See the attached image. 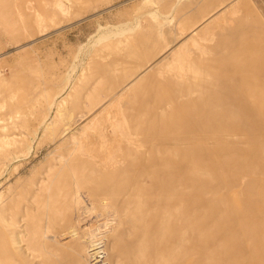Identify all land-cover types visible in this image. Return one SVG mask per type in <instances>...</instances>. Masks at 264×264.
I'll return each mask as SVG.
<instances>
[{
	"label": "rangeland",
	"instance_id": "rangeland-1",
	"mask_svg": "<svg viewBox=\"0 0 264 264\" xmlns=\"http://www.w3.org/2000/svg\"><path fill=\"white\" fill-rule=\"evenodd\" d=\"M235 1L0 0V264H132L146 226L149 244L159 191L124 188L134 149L103 116L77 137L106 109L194 170L199 264H264V111L217 99L262 60L264 0ZM215 12L201 46L184 41ZM79 141L104 163L118 144L119 157L76 171L86 200L68 204L60 158L89 157Z\"/></svg>",
	"mask_w": 264,
	"mask_h": 264
},
{
	"label": "bare ground",
	"instance_id": "bare-ground-1",
	"mask_svg": "<svg viewBox=\"0 0 264 264\" xmlns=\"http://www.w3.org/2000/svg\"><path fill=\"white\" fill-rule=\"evenodd\" d=\"M235 2H237V0ZM224 8H227V6L225 5ZM217 13L218 12H215L211 16H208L204 20V23L194 28L184 41L189 39L195 46L198 44L200 45V41L206 39L203 36L210 32V28L212 27L211 25L218 22L213 19L214 15ZM210 23L211 25L208 26ZM205 24L207 25L206 28L200 32V30L205 27ZM184 41H182L179 45H181ZM262 47H264V39ZM181 50L182 49H179L177 52L179 53ZM260 52L263 56L260 64L258 66L250 65L246 69L248 74L246 75L245 81L242 85L236 87V89L231 88L229 93L222 95L223 98L217 94V99L220 103H242L247 105L250 109L249 111L251 112L256 113V111H264V49L261 48ZM144 74H147V72ZM144 74L136 76L132 80V84L129 87H136L140 85L144 79ZM146 77L147 75L145 78ZM61 108L62 107H60L59 111ZM101 116L106 119L107 125L113 129L112 133L121 135L123 137L121 142L126 143L135 151L136 155L134 156L135 158L130 161V166L134 167L136 172L132 175L129 186L124 187L127 189V193L133 196L134 192H138L136 193L137 197H140V195H142L145 190H148L149 187L157 188L159 191L157 193V207L160 209V215L157 217L158 223L151 232L149 244H147L148 229L147 226L146 228L144 227V233L139 239L140 242L132 246L133 256L131 263L199 264L197 239L198 192L197 178L194 174V170V173L192 172L190 175L184 177L180 170L182 165L181 160L178 157L171 155L170 157H165V155L160 153L159 150L165 151L167 149L165 144L158 143L156 145L146 146V144L136 141L129 135L127 125L122 123H112V117L107 109L100 112L97 116L93 117L89 123L79 129L77 133V137H79L78 139L88 137L90 132L89 130L95 126V122ZM82 117H84V115L80 118ZM104 133V128H99L95 131V135L100 139L97 143H110L105 139ZM76 144L77 146L75 149H79L80 151L83 150L82 155L89 157L85 158L84 156L85 159L82 157H75L71 163H69L70 160L68 157L71 158L73 155L60 158L59 166L63 169L67 168V170L71 173L70 180L59 181V184L61 185H58L59 190L62 189V187H68L62 195L68 204H78L82 200H86L85 188L87 178L77 176L76 171L81 173L88 161L95 166H103L104 164V166L107 167L109 165H114L117 163V157H119L116 155L118 151L117 149L120 147L118 144L112 143V148L108 151V161L105 163L101 162L104 158L97 155L100 151L93 152L90 151L89 148H83L80 141L76 142ZM144 149H149V151L143 152ZM97 157L100 159L97 160ZM156 172L158 174L157 176L155 175ZM56 195L58 194H50L48 195V198ZM44 232H46V228L44 229Z\"/></svg>",
	"mask_w": 264,
	"mask_h": 264
}]
</instances>
